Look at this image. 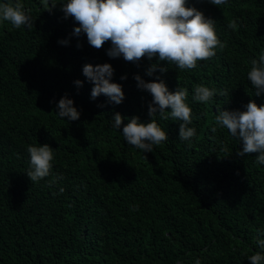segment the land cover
I'll return each instance as SVG.
<instances>
[{
    "label": "trees",
    "instance_id": "16d2710c",
    "mask_svg": "<svg viewBox=\"0 0 264 264\" xmlns=\"http://www.w3.org/2000/svg\"><path fill=\"white\" fill-rule=\"evenodd\" d=\"M20 2L31 30L0 21V264H250V256L264 255L257 243L264 238V165L255 153L237 155L242 143L215 121L217 108L264 105L247 78L264 50V0L219 7L187 0L214 20L225 45L193 69L158 56L137 64L111 58L110 42L95 49L86 34H73L79 25L65 18L64 0H54L51 12L42 0ZM104 63L122 85L119 105L103 94L91 98L83 66ZM152 64L158 68L148 76ZM136 74L146 82L159 77L171 92L187 90L194 137L180 140L181 121L157 115L168 139L144 153L112 127L116 113L125 124L133 116L151 122L152 96L137 87ZM197 85L216 90L208 103L193 99ZM65 95L81 113L76 121L56 114ZM44 144L53 149L50 175L31 182L27 147Z\"/></svg>",
    "mask_w": 264,
    "mask_h": 264
},
{
    "label": "clouds",
    "instance_id": "9594fccd",
    "mask_svg": "<svg viewBox=\"0 0 264 264\" xmlns=\"http://www.w3.org/2000/svg\"><path fill=\"white\" fill-rule=\"evenodd\" d=\"M42 2L49 12L57 6L54 0ZM208 2L216 7L227 4V0ZM59 4L65 18L72 17L79 25L74 28V35L79 36L83 32L89 45L95 49L110 42L111 47L107 51L109 57L122 56L125 61L134 64L143 57L151 60L158 56L160 61H167L179 69H193L198 61L214 57L217 47L222 49L225 46L216 35L214 20L206 18L195 7H188L187 0H64ZM0 21H8L17 29L26 26L31 30L34 26L32 17L24 10L20 0H15V3H0ZM228 27L235 29V21L230 22ZM60 43L66 44L67 41ZM157 68V64H152L146 74L152 76ZM159 71L165 72L167 69L159 68ZM83 74L94 85L91 89L92 99L103 94L110 103H122L125 94L121 84L112 82L114 69L111 64H85ZM126 78V75L121 77L122 80ZM247 78L256 96L264 93V50H261L258 58L251 60ZM134 79L140 90L147 91L152 96L148 105L151 122L142 123L139 117L133 116L125 124V118L120 113L113 116L112 127L122 131L123 138L129 145L144 153L153 152L154 145L158 146L168 139L167 133L156 122L157 115L163 120L171 118L181 121L178 135L180 140L188 141L196 135L195 129L189 127L192 115L191 108L186 103V89L178 87L171 92L159 77L155 81L146 82L136 74ZM75 83L80 87L83 85L79 80ZM215 94V89L197 85L193 99L206 104ZM219 94L226 96L228 92L222 91ZM56 108V114L60 118H67L68 121L80 118L81 113L74 106V100L67 95L60 98ZM217 110L216 123L242 143V150L237 155L255 153L256 163L264 165V105H257L250 100L245 111ZM27 152L30 155V168L26 174L30 181L39 182L48 177L54 159L53 149L48 144L29 145ZM259 236L264 237V231ZM257 243L264 248V238H258ZM249 261L250 264H262L264 255L256 253L249 257ZM196 264H199L198 260Z\"/></svg>",
    "mask_w": 264,
    "mask_h": 264
}]
</instances>
